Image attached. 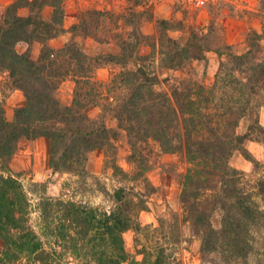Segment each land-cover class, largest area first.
<instances>
[{"label":"trees","instance_id":"trees-1","mask_svg":"<svg viewBox=\"0 0 264 264\" xmlns=\"http://www.w3.org/2000/svg\"><path fill=\"white\" fill-rule=\"evenodd\" d=\"M128 2L131 5L119 14L83 10L69 29L63 26L62 0H17L0 15V73H6V81L25 98L12 120L0 101V171H8L22 139L45 138L54 173H84L88 155L99 150L113 175L132 183L114 190L110 209L40 198L34 207L39 222L33 225L23 185L12 175L0 174V264L128 263L124 235L146 229L138 218L155 192L147 178L151 143L162 154L183 157L188 166L179 195L182 215H173L172 227L176 229L177 221L187 224L200 239L202 257L215 255V263H245L253 251L254 232L264 223V174L246 180L231 159L238 153L259 166L244 142L264 135L257 119L264 105V32L250 30L245 50L237 53L215 34L214 21L206 32L191 31L181 40L169 35L170 21L155 17L148 0ZM258 2L264 16V0ZM21 4L27 15L18 13ZM47 7L52 9L49 19L42 16ZM142 16L155 17L156 37L141 32ZM107 20H122L123 29H111ZM64 33L71 35L61 48L47 44ZM87 39L114 44V49L92 54L84 46ZM32 41L43 44L37 59L16 50L19 42ZM143 46L150 49L147 54H141ZM208 53L219 57L211 85L198 80L191 66L194 61L206 63ZM155 57L160 69L186 72V77L165 78L170 89L158 90L161 79L145 66ZM107 64L119 71L107 81L99 80L96 70ZM68 78L74 83L73 96L63 105L56 91ZM92 107L102 112L96 119L88 115ZM105 114L116 121V129L106 125ZM243 120L250 124L240 133ZM119 131L127 138L132 173L114 158ZM216 213L218 229L212 223ZM156 247L154 254L137 249L143 255L137 264H179L167 248Z\"/></svg>","mask_w":264,"mask_h":264},{"label":"rangeland","instance_id":"rangeland-1","mask_svg":"<svg viewBox=\"0 0 264 264\" xmlns=\"http://www.w3.org/2000/svg\"><path fill=\"white\" fill-rule=\"evenodd\" d=\"M17 0H0V15L6 8ZM149 8L157 18L170 21L173 30L169 32L171 37L184 40L191 31L206 32L212 21L215 24V34L222 37L224 42L232 45L237 53L243 52L246 48L245 38L250 30L264 32V16L259 12L258 0H207L205 6L197 8L191 0H148ZM24 4V3H23ZM21 7L18 10L20 15H27L28 9ZM128 0H62L64 11L63 26L69 29L78 20L81 11L86 9H97L108 11L112 14L123 13L124 9L130 6ZM137 10H144L143 7ZM52 9H43L42 16L49 19ZM153 20L145 19L142 16L140 22L141 32L145 35L156 37L157 27ZM114 19V18H113ZM111 29L122 28L123 21H105ZM123 29V28H122ZM70 33L58 36L55 44L67 43ZM81 42V38H76ZM49 40L47 44L49 46ZM62 45V46H63ZM264 48V42H262ZM84 46L90 53H102L112 51L114 44L98 43L92 39L84 41ZM43 44L38 41L30 43L19 42L16 50L20 53L29 52L31 58L37 59ZM52 47V46H51ZM53 48V47H52ZM56 49V48H54ZM150 49L147 46L141 47V54H147ZM208 56V55H207ZM219 64V57L212 53L207 57L206 63L192 62L191 66L195 77L207 85H211ZM158 58H152L145 62L148 70L159 76L162 83L157 86L158 90H169L170 85L163 82L165 78H184L186 72L167 71L160 69ZM119 71V68L107 64L96 70V77L99 80L107 81L112 74ZM74 83L71 79L63 81L56 97L63 105H69L73 96ZM0 101L3 102L5 116L8 120L13 119L16 108L24 104L23 93L12 88L6 81V73H0ZM102 114L99 107H92L88 110V115L92 119L98 118ZM257 119L264 127V105L257 111ZM105 123L110 128L116 129V121L110 114L104 115ZM250 124V120H243L238 128L240 133H244ZM115 146L116 164L127 173L134 171V165L127 161L130 153L127 138L123 131ZM31 140L22 139L17 146V150L8 164V171L2 172L4 176L12 175L23 185L27 197L31 203L30 221L33 225L39 222V215L34 208L40 198H53L70 200L99 206L105 209L112 207L110 195L120 187H130L132 183L122 180L113 175V170L106 166L105 154L103 151H94L88 155L84 173H54L48 164L49 146L44 147L41 143H32ZM244 147L251 154L259 166L256 169L254 164L248 161L243 155L236 154L231 159V164L245 174L246 180H254L264 174V135L261 134L259 141L246 140ZM150 170L147 178L155 187V192L147 199V211L139 214V222L144 231L135 232L130 230L125 233L126 248L130 255V260L125 264L140 263L143 255L137 253V249L143 247L154 254L156 246H162L171 252L179 264H221L212 262L215 255L207 258L200 253V239L193 237L187 224H179L172 227L173 215L179 218L182 215L179 195L182 188V178L187 169V163L181 156L175 154H162L156 144L150 145ZM136 186V185H135ZM140 187L136 186V190ZM213 226L220 227V215L216 213L212 219ZM157 231H153V230ZM178 237V242L173 243ZM254 248L247 262L236 264H264V223L254 232ZM154 258V257H153ZM151 259L153 261L154 259Z\"/></svg>","mask_w":264,"mask_h":264},{"label":"crops","instance_id":"crops-1","mask_svg":"<svg viewBox=\"0 0 264 264\" xmlns=\"http://www.w3.org/2000/svg\"><path fill=\"white\" fill-rule=\"evenodd\" d=\"M57 39H58V38H54V39H52V41L50 42V45H51L53 48L59 49V48L62 47L63 43H61V44L58 43V45L55 44V41H56ZM211 54H212V53H208V56L211 55ZM30 142H32V143H41V144L44 145V147H45V146H46V147L49 146V144H48V140L45 139V138H37V139H35V140H31Z\"/></svg>","mask_w":264,"mask_h":264},{"label":"built area","instance_id":"built-area-1","mask_svg":"<svg viewBox=\"0 0 264 264\" xmlns=\"http://www.w3.org/2000/svg\"><path fill=\"white\" fill-rule=\"evenodd\" d=\"M191 2H192L197 8H201V7L205 6L207 0H191Z\"/></svg>","mask_w":264,"mask_h":264}]
</instances>
